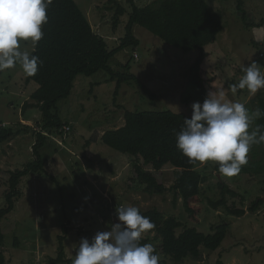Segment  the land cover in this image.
<instances>
[{"label":"rangeland","instance_id":"rangeland-1","mask_svg":"<svg viewBox=\"0 0 264 264\" xmlns=\"http://www.w3.org/2000/svg\"><path fill=\"white\" fill-rule=\"evenodd\" d=\"M87 16L94 31L104 37L109 49L117 47L125 35V26L131 8L126 0H116L127 8L116 31L113 30L115 14L114 0H75ZM143 7L154 0H135ZM214 11L221 14L224 30L216 43L206 47L207 57L203 76L211 80L209 91L225 94V101L241 103L255 111V95L247 88L232 92L245 74L242 69L251 63L264 73V26L246 29L237 11L236 0H207ZM249 24H260L264 20V0H245ZM42 30V26H41ZM135 36L140 44L133 57L127 49L115 56L112 65L131 61V72L136 74L155 97L144 93L134 82L124 83L115 97L116 81L100 71L92 76L80 75L75 81L71 95L58 103L63 121V135H47L42 149L48 172L30 173L23 176L19 184L21 194L14 210L2 221L3 249L9 264H42L56 255L59 235L67 226L65 242L69 257L75 259L76 248L81 238L92 237L97 232L110 230L118 222L116 207L135 206L142 210L157 208L165 217L175 216L187 227H196L211 233L214 226L230 223V229L222 246L214 252L204 249L203 259H186L181 264H264V176H224L217 170V162L199 163L198 169L205 177L201 190L202 213L198 222L187 217L182 200L173 203V191L164 195H150L142 190L130 189L128 179L133 176L134 158L104 145L101 137L108 129L125 124L124 113L132 111H173L192 115L191 105L181 101L189 66L198 56V51L185 52L164 42L149 30L135 26ZM36 47L31 40L20 41V50L31 54ZM263 51V52H262ZM261 54H263L261 56ZM133 58V59H132ZM26 73L17 63L11 69L0 71V123H9L19 133L10 141L0 143V207L5 204V190L11 172L24 169L33 161L35 131L40 130L42 113L31 107L23 114L26 101L36 103L31 95L37 90L36 82H27ZM253 111V112H254ZM255 118L248 131L256 126ZM27 120V121H26ZM22 123L28 128L24 127ZM259 145H253L254 148ZM260 157H264V143L260 145ZM251 160L250 154H248ZM54 176L53 180L50 175ZM179 169L166 165L162 179L171 188ZM225 182L244 196V206L262 198L257 213L248 212L243 217L228 214L224 208L214 209L209 199H219V182ZM242 207L238 197H229ZM184 228L178 229L181 233ZM151 236L154 249L160 242L155 233L149 231L142 237ZM19 242V246L15 242ZM159 261L171 259L159 254Z\"/></svg>","mask_w":264,"mask_h":264},{"label":"trees","instance_id":"trees-1","mask_svg":"<svg viewBox=\"0 0 264 264\" xmlns=\"http://www.w3.org/2000/svg\"><path fill=\"white\" fill-rule=\"evenodd\" d=\"M126 1L131 10L125 26V35L118 40L119 44L113 49H109L105 38L94 31L75 0H52L46 8L48 21L42 24L44 35L30 54L38 57L42 63L38 62V71L34 76L26 77L27 82L33 81L38 84L37 90L31 95L36 103L26 101L23 105V114L31 107H38L42 113V121L39 123L40 130H36L34 134L36 143L33 145V161L28 162L24 169L11 172V177L6 183L5 204L0 207V264H9L3 249L2 221L16 206L21 194L19 184L22 177L30 173L48 172L42 149L47 143V135L54 133L63 135L64 127L68 123L60 116L58 103L71 95L78 76L89 77L104 71L117 83L115 97L122 85L129 82L136 83L144 93L155 97L140 78L131 72V61L119 64L121 70L112 65L115 56L120 52L127 49L136 52L140 41L135 36V26L146 28L164 42L185 52L198 51V56L188 69L187 82L180 96L182 102L203 103L210 92L211 80H206L203 76L207 57L206 47L216 43L224 30L221 14L211 9L207 0H154L143 7L137 5L135 0ZM236 2L237 11L246 29L264 26V20L260 24H249L248 14L244 8L245 0ZM113 3L115 4L113 30L116 31L121 18L127 13V8L116 0ZM256 97L257 100H253L255 110L259 108L264 112V94L260 92ZM185 118L191 116L173 111L126 110L125 124L119 128L106 130L100 139L104 145L134 158L133 176L128 179L130 189H140L150 195H164L171 190L174 193L173 203L176 205L181 199L187 217L198 222V217L203 211L199 203L205 177L198 169L200 162H189L176 146V134L181 130ZM257 128L264 132V115L256 120V126L252 131ZM18 133L19 131L16 132L8 123L6 127L0 128V143L10 141ZM261 144H258V148L254 146L250 149L248 154L252 159L250 160L248 156V163L241 167L237 175L264 176V157L259 158L262 153ZM166 165L179 169L171 188H168L162 179V171ZM215 168L218 171L219 165L217 164ZM47 174L55 180L54 176ZM218 185L221 197L209 199L212 208H224L228 214L235 217H243L248 212L257 213L260 210L262 198L251 201L246 207L243 205L245 199L242 194L225 182L221 181ZM229 197L240 198L242 207L235 201L230 202ZM138 209L155 224V228L149 230L160 239L155 254L158 256L162 254L171 259L172 264H181L186 259L200 261L203 259L204 249L217 251L230 229V223L224 221L214 226L211 233H204L196 227H187L175 216L165 217L157 208ZM181 228L184 229L178 234L177 231ZM68 229L67 226H63V235L57 238L56 255L49 257L42 264H73L65 244ZM153 239L151 236L142 237L139 243L151 244ZM15 245L19 246V242L16 241ZM159 264H168L167 259H161Z\"/></svg>","mask_w":264,"mask_h":264},{"label":"clouds","instance_id":"clouds-1","mask_svg":"<svg viewBox=\"0 0 264 264\" xmlns=\"http://www.w3.org/2000/svg\"><path fill=\"white\" fill-rule=\"evenodd\" d=\"M52 0H0V71L19 63L27 76L38 71L39 58L20 50V41L31 40L35 45L44 35L46 8ZM253 62L242 69L245 73L232 92L245 89L255 95L264 89V73ZM191 118H185L176 134V146L189 162H217L224 176L237 175L248 163L253 145L264 143L259 128L248 131L252 121L264 115L257 108L250 112L241 103L225 101L209 92L203 103L194 102ZM259 133V134H258ZM118 222L110 230L97 232L89 241L81 238L73 264H159V256L151 244H140L142 234L155 228L148 217L135 206L116 207Z\"/></svg>","mask_w":264,"mask_h":264},{"label":"built area","instance_id":"built-area-1","mask_svg":"<svg viewBox=\"0 0 264 264\" xmlns=\"http://www.w3.org/2000/svg\"><path fill=\"white\" fill-rule=\"evenodd\" d=\"M8 125V123H0V128L1 127H6ZM120 207V206H119Z\"/></svg>","mask_w":264,"mask_h":264},{"label":"crops","instance_id":"crops-1","mask_svg":"<svg viewBox=\"0 0 264 264\" xmlns=\"http://www.w3.org/2000/svg\"><path fill=\"white\" fill-rule=\"evenodd\" d=\"M133 54H137L136 52H134ZM27 121V120H26ZM23 124V123H22ZM25 124V123H24Z\"/></svg>","mask_w":264,"mask_h":264},{"label":"bare ground","instance_id":"bare-ground-1","mask_svg":"<svg viewBox=\"0 0 264 264\" xmlns=\"http://www.w3.org/2000/svg\"><path fill=\"white\" fill-rule=\"evenodd\" d=\"M133 56L135 57V56H136V54H133Z\"/></svg>","mask_w":264,"mask_h":264}]
</instances>
